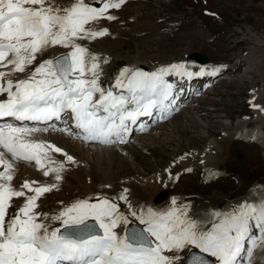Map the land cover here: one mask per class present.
<instances>
[{
    "label": "snow or ice",
    "instance_id": "snow-or-ice-1",
    "mask_svg": "<svg viewBox=\"0 0 264 264\" xmlns=\"http://www.w3.org/2000/svg\"><path fill=\"white\" fill-rule=\"evenodd\" d=\"M126 3L72 0L61 6L56 0H0V264H181L180 253L192 249L215 259L194 255L188 264H253L254 251L264 247V196L206 212L203 219L189 215L191 205L178 204L176 198L166 210L136 209L128 188L111 197L58 201L59 208L44 203L46 194L59 189L66 165L79 161L41 139V133L104 147L127 144L141 117L156 112L164 119L176 107L175 85L167 77L191 79L221 71H192L185 63L152 72L125 66L105 87L102 65L108 58L81 42L108 36L109 29L97 25L115 21L111 10ZM55 47L66 51L39 59ZM144 129L140 124L139 130ZM19 162L34 164L51 182L24 179L16 184ZM165 171L171 180V171ZM129 217L140 227L129 230ZM204 223L210 227L204 229Z\"/></svg>",
    "mask_w": 264,
    "mask_h": 264
},
{
    "label": "rangeland",
    "instance_id": "rangeland-1",
    "mask_svg": "<svg viewBox=\"0 0 264 264\" xmlns=\"http://www.w3.org/2000/svg\"><path fill=\"white\" fill-rule=\"evenodd\" d=\"M111 14L117 17L115 21L100 23V27L109 29L108 36L81 42L90 51L100 52L101 57L108 58L109 63L102 65L101 80L105 87L106 83H113L111 80L116 72L131 57L145 59L146 70H150L196 52L207 55L209 67L221 71L216 77L205 76L212 78L190 84V97L185 101H194L184 110L192 112L202 122L222 120L231 128L235 122L253 116L252 103L248 102L249 83L237 78L248 73L255 78V88H260L264 81V0H127L126 5L120 10H111ZM64 50L55 47L47 53L55 56ZM185 62L195 64L190 59ZM183 94L184 87L179 97ZM263 102L264 97L258 100L260 104ZM186 111L174 112L175 117L160 124L156 131L146 133L148 151L135 152V157L125 161L118 179L139 177L147 180L151 186L149 190L153 192L151 208L154 206V210L158 204H163L164 208L165 202L168 208L172 198H176L178 204L191 205V210L199 208L200 201L206 199L210 206L220 210L225 204L233 206L241 199L245 201L254 186L264 190V149L249 139V142L239 138L220 140L222 133L215 130V126L207 133L192 132L183 123ZM247 126L253 128L251 122ZM261 131L264 136V127ZM211 139H218L217 144L223 147L210 153V167L218 169L219 177L203 182L197 158L190 171L171 172L174 176L172 184L169 182L167 186L156 188L159 181L147 179L156 170L175 162L176 158L191 154L195 149L202 150ZM217 196L221 198L218 203ZM261 196L264 191L259 194ZM145 204L144 201L142 206ZM121 211L128 214L123 202ZM189 215L198 218L191 211ZM129 219L131 224L139 225L138 221ZM180 255L183 264L186 255L184 252Z\"/></svg>",
    "mask_w": 264,
    "mask_h": 264
},
{
    "label": "bare ground",
    "instance_id": "bare-ground-1",
    "mask_svg": "<svg viewBox=\"0 0 264 264\" xmlns=\"http://www.w3.org/2000/svg\"><path fill=\"white\" fill-rule=\"evenodd\" d=\"M72 0H56V3L61 6H68ZM105 26V24H104ZM108 26V25H107ZM100 27V24L97 25ZM98 43V42H97ZM50 49V48H49ZM47 50V52L49 51ZM94 51V50H93ZM45 52L39 59H48L51 56H54ZM106 52V51H105ZM189 52V51H188ZM57 53V52H56ZM100 53V52H99ZM47 54V55H46ZM183 55V54H182ZM187 56V55H186ZM180 57L178 61L172 60V63H185L189 66L190 70L198 71L200 68L204 69H212L208 64H199L195 62V64H188L185 61H189L187 57ZM115 58V57H114ZM127 62L121 67L129 66L132 68H138L143 71L152 72L157 68H151L150 70H146L148 67L146 65L145 59L133 58L126 60ZM250 63V62H249ZM164 64V63H163ZM166 66L169 64H165ZM103 67V66H102ZM119 68V70L121 69ZM159 68V67H158ZM253 68V67H252ZM106 70V69H105ZM119 70L116 72L113 77L112 82ZM248 72L250 68L247 67ZM244 72V76L240 75L237 79L243 81L247 80L249 86L251 88L249 92V100L248 102L252 103L253 116L249 119H243L238 122H235L234 127L231 128L228 122L219 120L213 122H202L199 118H197L192 112L186 111L183 115V123L185 127L193 132V130H199L201 133H207L208 129H211L215 126V130L220 131L222 133V137L220 140L227 141V139H235L239 138L244 141L248 139L258 144L260 147L264 149V136L261 129L264 127V102L258 103V100L264 97V81L261 84L260 88H255L254 82L255 78L250 76L248 73ZM209 76V75H205ZM171 77V76H170ZM170 77H167L170 78ZM184 80H195L194 78H186V77H178ZM200 77V76H199ZM225 79H229L225 78ZM261 80H263L261 78ZM257 84V83H256ZM253 104L258 105L259 107H253ZM252 123V129H248L247 124ZM150 123V121H149ZM178 123H176L177 125ZM58 126H60L58 124ZM133 131H136L131 134L129 142L124 145H117L116 147H104L100 145H90V144H82L80 141L73 140L69 137L64 136L59 133H41L40 138L49 140L52 143L56 144V146L62 147L69 154L73 155L74 158L79 161L77 165L68 166L66 165V171L62 173L63 180L60 183V187L58 190H53L52 192L46 194L44 199V203L51 208H59L60 205L58 201H64L65 203H70L75 199L92 197L94 194H104L109 197L115 196L119 193V189L129 188L128 199L131 202L132 206L136 209L140 208H148L152 207L151 202L153 201V192H151L150 185L144 178L139 177H131L118 179L121 177L119 175L120 171L124 166L125 161H129L132 157H135V152H146L148 151L149 145L146 142V137L144 135L145 130H139L140 127L138 125H133ZM177 127V126H176ZM231 130V131H230ZM241 134V135H240ZM169 135V134H168ZM172 135V134H171ZM171 139V137H170ZM175 139V137H174ZM208 141V140H207ZM218 139H211L204 145L202 150H193L191 154L181 156L185 157L183 160L179 158L175 159V162L168 163L167 165L161 167L156 170L150 177L147 176L148 180L159 181L156 185V188L159 186H167L169 182L173 180L174 176L172 175V179L168 178V172L165 169H169L173 173H178L179 171H187L190 169L192 162L195 159H199L202 171V180L207 183L211 180V178H217L220 175L218 174V169H214L210 167V153L216 151L217 149H222V146L217 144ZM54 159L63 161V156L57 153L51 154ZM225 158V157H224ZM222 158L221 160H223ZM203 161V163H201ZM209 173H215V175H209ZM158 177L163 178V182H160ZM24 179H37L41 182H51L50 178L43 177L42 173L38 172L35 169L34 164L29 165L25 162H19L17 165V174L15 177V183H22ZM110 184L111 187H103V185ZM172 184V183H171ZM261 187L254 186L249 192L246 200L249 202H256L259 200V194L264 190ZM211 197V196H210ZM217 202H220L217 196ZM214 199V198H213ZM212 200V199H211ZM145 201V205L142 204ZM243 199L240 200L242 202ZM149 203V204H148ZM166 206L162 208L163 204H158L155 209L157 211L165 210L167 208V202H165ZM211 204L206 201V199L200 201L199 208H193L191 210L193 215H196L198 218L203 219L204 214L206 212H211L213 210L225 211L230 208L229 204H225L222 209H215V207L210 206ZM166 207V208H165ZM193 207V206H192ZM154 208V206H153ZM134 219L133 217H129ZM135 220V219H134ZM56 225V224H54ZM53 225V226H54ZM55 227V226H54ZM129 230L136 228L134 225L129 224ZM204 229L210 227V224L204 223L202 225ZM121 234H123V227L118 229ZM193 251V250H191ZM188 252L186 255L185 263L188 264L189 259L192 256L193 252ZM185 254V253H184ZM183 255V254H182ZM181 255V256H182ZM215 259V258H214ZM253 264H264V247L258 246L254 251Z\"/></svg>",
    "mask_w": 264,
    "mask_h": 264
},
{
    "label": "water",
    "instance_id": "water-1",
    "mask_svg": "<svg viewBox=\"0 0 264 264\" xmlns=\"http://www.w3.org/2000/svg\"><path fill=\"white\" fill-rule=\"evenodd\" d=\"M189 59L195 60L200 64H206L209 60L208 57L204 54L192 53L189 56ZM137 228V226H135ZM194 255V254H192ZM198 255V254H196Z\"/></svg>",
    "mask_w": 264,
    "mask_h": 264
}]
</instances>
